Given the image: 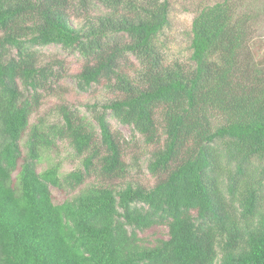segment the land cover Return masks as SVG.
<instances>
[{"label":"trees","instance_id":"trees-1","mask_svg":"<svg viewBox=\"0 0 264 264\" xmlns=\"http://www.w3.org/2000/svg\"><path fill=\"white\" fill-rule=\"evenodd\" d=\"M95 3L104 12L91 18ZM255 3L190 0L183 62L165 57L171 0H0V264H264ZM50 45L82 59L79 91L99 84L113 95L88 105L89 119L63 105L58 123H30L66 76L61 61L40 60ZM108 117L151 147V187L125 180L137 159L126 160L129 143ZM58 141L81 168L38 172ZM51 188L75 195L54 204ZM161 227L166 238L141 237Z\"/></svg>","mask_w":264,"mask_h":264},{"label":"rangeland","instance_id":"rangeland-1","mask_svg":"<svg viewBox=\"0 0 264 264\" xmlns=\"http://www.w3.org/2000/svg\"><path fill=\"white\" fill-rule=\"evenodd\" d=\"M190 0H171L172 12H171V26L167 29L162 37L165 46V57L168 61L175 59L186 62L188 58L187 47V33L189 25L191 23L193 15L190 10H183V7H188ZM247 4L254 7L257 0H246ZM254 1V2H252ZM264 5V0H262ZM259 4V3H257ZM264 9V6H263ZM104 12L103 7L97 3L93 4L89 14L91 18ZM70 21L79 25L84 22L83 19L75 17L73 13H70ZM259 22L258 32L262 34V38L254 39L251 43V51L253 56L264 59V19ZM39 58L43 62L57 59L62 62L63 71L66 74L53 88L51 94L44 95L41 100L40 107L34 112L30 118V123H35L38 119H42L45 123L51 124L60 120L58 114V108L65 105L66 107L78 111L81 115H85L88 119L90 117L87 113V106L94 103H103L107 99L113 97V95L106 90L103 85H94L87 92H81L77 89L73 76L76 75L83 64L79 55L72 51H65L59 46L50 45L44 48L38 49ZM131 63H135L133 58L129 60ZM113 130L119 131L124 139L128 141L126 160L129 163H133V159L136 158V165L130 169L129 175L126 177L127 182L133 184H142L151 187L155 183V179L150 175L147 169V162L149 159V151L151 147L144 145L143 140L139 135H132L131 129L122 126L117 123L113 118L108 117ZM26 139V135L23 138L21 145ZM22 154L24 155V149L22 147ZM50 165H57L59 168V177L75 171L81 168V159L75 156L74 151L66 142L58 141L56 146L47 151L41 158L37 167L38 172L45 170ZM114 181L113 185L117 182ZM99 182V181H98ZM96 176H92L86 180V185L96 184ZM52 200L54 204H61L64 200L71 198L75 195V192L69 190L59 191L55 188H51ZM162 236L166 238V228H156L152 231H147L141 234L143 239L153 240Z\"/></svg>","mask_w":264,"mask_h":264}]
</instances>
